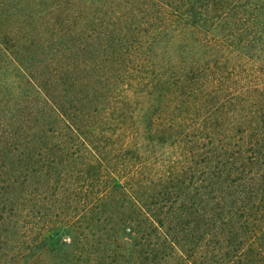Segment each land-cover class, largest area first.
<instances>
[{"label": "trees", "instance_id": "trees-1", "mask_svg": "<svg viewBox=\"0 0 264 264\" xmlns=\"http://www.w3.org/2000/svg\"><path fill=\"white\" fill-rule=\"evenodd\" d=\"M103 3L0 0V219L38 220L60 264H264V93L185 42L230 35Z\"/></svg>", "mask_w": 264, "mask_h": 264}, {"label": "rangeland", "instance_id": "rangeland-1", "mask_svg": "<svg viewBox=\"0 0 264 264\" xmlns=\"http://www.w3.org/2000/svg\"><path fill=\"white\" fill-rule=\"evenodd\" d=\"M138 1L104 0V6L101 7H104V11L109 10V14L112 12L108 8H111L119 11V15L130 17L135 12ZM174 1L180 2L184 11L199 13L200 17L209 20L206 23L211 25L210 31L215 30L216 34L221 33L222 36L230 35V39L214 44V48H220V52L212 56L203 47H198L197 40L193 39L195 35L186 34L185 42L192 45L196 54L194 57H201L202 60L205 57L206 61L217 59L221 69L234 70L237 76L233 80L231 91L235 94L264 93V0ZM73 3L76 10L81 8L79 0H73ZM63 6L67 8L65 4ZM39 7V14L32 27L35 31H49L51 19L47 20L43 6ZM72 9L75 11L73 7ZM196 37L202 38L199 34ZM227 44H231L229 52ZM27 221L24 216L6 215L4 219H0V264H35L38 260L39 264H60L54 252H35V239H45L43 234H39L43 225L36 219L32 220L33 223Z\"/></svg>", "mask_w": 264, "mask_h": 264}]
</instances>
